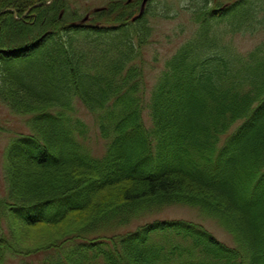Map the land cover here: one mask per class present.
Here are the masks:
<instances>
[{
	"label": "trees",
	"instance_id": "trees-1",
	"mask_svg": "<svg viewBox=\"0 0 264 264\" xmlns=\"http://www.w3.org/2000/svg\"><path fill=\"white\" fill-rule=\"evenodd\" d=\"M47 1L0 0V100L32 132L5 150L0 264H264V42L246 53L227 44L264 37V2L214 9L186 0L196 39L165 63L144 102L137 62L152 30L148 10L131 22L143 0L83 18L66 0ZM76 103L98 116L108 141L100 159L80 148ZM172 205L211 216L233 246L176 221L108 235ZM64 224L31 249L20 245Z\"/></svg>",
	"mask_w": 264,
	"mask_h": 264
},
{
	"label": "rangeland",
	"instance_id": "rangeland-1",
	"mask_svg": "<svg viewBox=\"0 0 264 264\" xmlns=\"http://www.w3.org/2000/svg\"><path fill=\"white\" fill-rule=\"evenodd\" d=\"M73 11L82 13L90 16L96 10L105 9L111 2L119 0H66ZM234 0H211L212 7L218 5L226 7ZM259 2L264 0H258ZM153 3H149L145 10H148L149 14L146 16L148 28L150 30V36L147 39L144 46L140 50L139 59L137 65L142 67L143 71V82L145 87V100L148 101L150 98V91L157 82L160 74L164 70L165 63L171 59L178 49L182 48L183 45L191 38L196 39V22L192 20L190 12L185 10L187 7L186 0H154ZM218 5H216V4ZM147 14V13H146ZM16 14L14 15V17ZM194 18V17H193ZM78 21L77 23H79ZM195 31V32H194ZM228 36H225V39ZM264 42V37L261 34L256 36L251 35H235L232 37L231 42L227 44H233L235 49L239 53H246L253 50L260 43ZM73 116L74 122L79 120V130L75 133L80 134L77 138L80 148L85 154L95 159H100L106 151L108 141L101 137L99 125L97 122V115H93L86 110L79 103L74 105ZM144 124L147 128L151 126V122L148 116V111L143 115ZM28 117H22L20 115L12 113L6 105L0 100V200L6 199L7 193V182L5 180V168L7 165L6 160V148L9 143L16 138L15 134L25 133L30 135L29 129L26 127V120ZM240 124L235 125L230 131V135L233 130ZM232 132V133H231ZM225 139L222 138V141ZM137 218V219H136ZM161 221H176L185 223H194L195 225L203 226L208 234L215 237L222 244L232 247V240L221 227L211 219V216L200 211L198 208H193L185 205H172L165 206L158 209H154L146 214H141L135 217L129 225L120 227H112L108 235H121L127 231H133L137 227L144 226L148 223L161 222ZM7 227V226H6ZM4 225V230L6 231ZM70 228L67 224L61 225L57 229L46 230L40 234L29 233L24 237L20 245L31 249L34 247L42 235L55 236L60 232L66 231ZM55 230V231H54ZM6 264H19L18 260L8 259Z\"/></svg>",
	"mask_w": 264,
	"mask_h": 264
},
{
	"label": "flooded vegetation",
	"instance_id": "flooded-vegetation-1",
	"mask_svg": "<svg viewBox=\"0 0 264 264\" xmlns=\"http://www.w3.org/2000/svg\"><path fill=\"white\" fill-rule=\"evenodd\" d=\"M128 2H130V0H129ZM141 5H142V4H141ZM141 5H140V6H141ZM139 12H141V8L139 9Z\"/></svg>",
	"mask_w": 264,
	"mask_h": 264
},
{
	"label": "water",
	"instance_id": "water-1",
	"mask_svg": "<svg viewBox=\"0 0 264 264\" xmlns=\"http://www.w3.org/2000/svg\"><path fill=\"white\" fill-rule=\"evenodd\" d=\"M52 1H53V0H49V3H48V4H50Z\"/></svg>",
	"mask_w": 264,
	"mask_h": 264
}]
</instances>
